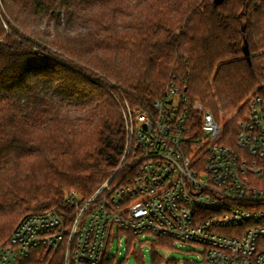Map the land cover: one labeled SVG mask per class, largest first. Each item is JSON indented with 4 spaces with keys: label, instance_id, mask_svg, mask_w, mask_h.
I'll return each instance as SVG.
<instances>
[{
    "label": "trees",
    "instance_id": "16d2710c",
    "mask_svg": "<svg viewBox=\"0 0 264 264\" xmlns=\"http://www.w3.org/2000/svg\"><path fill=\"white\" fill-rule=\"evenodd\" d=\"M2 2L0 243L26 213L88 199L112 176L126 102L147 110L183 80L227 118L263 81L264 0Z\"/></svg>",
    "mask_w": 264,
    "mask_h": 264
},
{
    "label": "built area",
    "instance_id": "2783aa9c",
    "mask_svg": "<svg viewBox=\"0 0 264 264\" xmlns=\"http://www.w3.org/2000/svg\"><path fill=\"white\" fill-rule=\"evenodd\" d=\"M262 74L229 134L183 80L147 110L126 102L112 176L88 199L23 216L0 264H103L113 231L200 245L206 264H264V63Z\"/></svg>",
    "mask_w": 264,
    "mask_h": 264
},
{
    "label": "rangeland",
    "instance_id": "374dc122",
    "mask_svg": "<svg viewBox=\"0 0 264 264\" xmlns=\"http://www.w3.org/2000/svg\"><path fill=\"white\" fill-rule=\"evenodd\" d=\"M2 9L3 2L2 0H0V10ZM51 48L52 47H50L49 50ZM52 50L54 51L55 49ZM240 108L241 106L237 108L232 113V115L225 118L221 108L218 107V117L215 118L221 126H225L227 122H230L233 119V121H235L236 123L237 117L233 116L235 112H237ZM114 232L115 231H113L112 235L107 240L105 260V262L107 263L111 262V264H206L203 256L204 248L200 245L180 241L172 243V246L154 245L153 243L157 242V238H154L152 236L134 237L130 232H123L117 236ZM159 261L161 263H159Z\"/></svg>",
    "mask_w": 264,
    "mask_h": 264
},
{
    "label": "water",
    "instance_id": "95a60500",
    "mask_svg": "<svg viewBox=\"0 0 264 264\" xmlns=\"http://www.w3.org/2000/svg\"><path fill=\"white\" fill-rule=\"evenodd\" d=\"M224 0H220V2L219 3H222Z\"/></svg>",
    "mask_w": 264,
    "mask_h": 264
}]
</instances>
